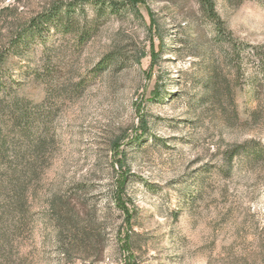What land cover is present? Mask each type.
Returning <instances> with one entry per match:
<instances>
[{"label": "rangeland", "instance_id": "374dc122", "mask_svg": "<svg viewBox=\"0 0 264 264\" xmlns=\"http://www.w3.org/2000/svg\"><path fill=\"white\" fill-rule=\"evenodd\" d=\"M92 1L0 0V264H264V154L223 159L264 152V0H213L240 53L218 99L200 0Z\"/></svg>", "mask_w": 264, "mask_h": 264}, {"label": "trees", "instance_id": "16d2710c", "mask_svg": "<svg viewBox=\"0 0 264 264\" xmlns=\"http://www.w3.org/2000/svg\"><path fill=\"white\" fill-rule=\"evenodd\" d=\"M86 2H93L92 0H85ZM131 3L136 4V0H129ZM72 4H68L67 12L71 8ZM200 8L204 15L209 18L210 22L216 28V39L219 41L220 45L216 48L218 49L219 56H215L209 66L208 78L206 81V95L212 96L213 99H218L222 94L227 97L232 98V86L230 85L227 79H223L220 76V70L226 66L233 65L236 59L240 58V53L238 52L239 47L235 39L232 36V33H228L224 21L221 19L218 14L213 0H200ZM56 19L58 20L57 13H54L51 10H48L45 13L32 16L28 21V26L26 29H23L15 36V43L12 46H20L21 44L26 43L30 39L36 37H42L45 31L50 29V26L55 24ZM88 34L85 32L82 36ZM105 59L100 62V65H104ZM260 65L264 67V60L260 57ZM239 68V67H238ZM9 79L5 72H3L2 67L0 66V88L6 87ZM233 102V101H232ZM220 104V103H219ZM222 105V104H220ZM17 106V105H16ZM27 116V115H26ZM235 116L238 117V114L235 113ZM264 152L259 149L258 145L251 144L250 142L235 144L230 147L224 154V161L226 164L233 166L237 159L244 156L245 160L249 163L255 162L263 157ZM124 179L119 183L120 187L124 186ZM122 191H119L118 198H121ZM124 206V204H121ZM2 226L4 224L2 223ZM2 227V228H3ZM10 242L9 233L5 231H0V255L6 249V244Z\"/></svg>", "mask_w": 264, "mask_h": 264}]
</instances>
